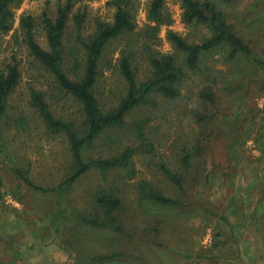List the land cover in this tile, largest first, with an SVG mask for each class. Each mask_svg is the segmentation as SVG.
Instances as JSON below:
<instances>
[{"label":"rangeland","instance_id":"obj_1","mask_svg":"<svg viewBox=\"0 0 264 264\" xmlns=\"http://www.w3.org/2000/svg\"><path fill=\"white\" fill-rule=\"evenodd\" d=\"M65 1H22L14 9L11 30L0 35V70L13 57L21 70L0 127L5 146L0 151V226L10 221L17 227L25 224L30 235H54L62 248L81 259L114 253L134 264H242L248 259L263 264L264 67L256 61L264 62V0H208L252 55L232 53L226 43L204 53L197 69L186 71L176 98L157 97L153 106H140L127 116V127L105 132L85 151L86 159L96 160L120 156L126 147L138 148L128 168H92L58 189L74 164L64 136L48 133L29 106L31 89L50 94L54 88L30 56L20 22L30 17L36 42L47 49L42 15L55 16ZM149 1H136L135 33L113 39L103 51L99 90L105 107L126 93L118 70L122 52L135 53L132 63L143 79L149 71L143 43L183 66V55L168 40V31L193 44L211 36L205 25L183 22L180 1L166 0L163 16L168 23L158 25L155 39H145L147 26L156 25L148 20ZM79 10L86 12L85 35L95 20L112 22L115 11L109 0H75L72 11ZM48 102L56 116L81 122L72 98L57 91ZM141 141L149 147L143 149ZM185 156L188 165L182 162ZM14 166L34 185L53 191L29 188ZM154 191L177 204L149 199L147 194ZM103 195L117 200V207L102 205ZM243 231L251 246H257L255 258L241 255L235 239Z\"/></svg>","mask_w":264,"mask_h":264},{"label":"trees","instance_id":"obj_2","mask_svg":"<svg viewBox=\"0 0 264 264\" xmlns=\"http://www.w3.org/2000/svg\"><path fill=\"white\" fill-rule=\"evenodd\" d=\"M22 1L24 0H0V35L7 34L11 30L14 9ZM136 1L109 0V4L115 9L112 22L95 20L92 32L85 35L82 30L86 12L83 10L73 12L75 0H66L57 7L55 16L47 13L42 15L41 28L47 49L36 42L32 19L27 17L20 22L30 56L40 68L45 70L54 88L50 94L46 90L31 89L29 106L42 120L48 133L64 136L74 164L72 174L58 186V189L75 181L92 168L100 170L128 168L129 159L138 148L126 147L120 156L96 160L86 159L85 151L105 132L127 127V116L140 106H153L157 97L176 98L179 95V86L186 77V71L197 69L204 53L226 43L231 46L232 53L240 51L248 56L252 55L249 46L231 30L224 14L214 3L208 0H178L183 8V22L205 25L211 31V36L199 44H193L188 43L178 34L168 31V40L183 55V66L179 65L173 56L154 54L148 44L143 43L142 52L149 66L147 77L143 79L138 78V67L132 63L135 53L132 50L122 52L118 59V70L125 82L126 93L117 102L105 107L101 103V101L105 103L103 101L105 96L99 90V78L102 74L101 57L110 41L124 34L135 33L133 11ZM165 2L166 0L149 1L148 20L156 24L147 26L143 33L144 38L149 41L155 39L158 25L168 23L163 16ZM256 62L264 67L263 61ZM20 79L21 70L18 61L13 57L0 70V127L6 117L9 97L18 87ZM57 91L65 97L72 98L79 106L81 111L79 124L60 118L52 112L48 99L54 97ZM206 95L210 97L209 93ZM136 131H140L139 126L136 127ZM136 131L132 130L134 134H139ZM140 146L143 149L149 147L143 145L142 141ZM0 151H5L1 131ZM182 162L188 165V156H185ZM14 171L29 188L41 192L53 191L34 185L17 166H14ZM163 171L168 177L175 179V175L172 177L169 170L163 169ZM147 196L164 205L177 204L172 198L165 197L157 191L150 192ZM101 197L100 203L110 209H114L119 204L117 200H109L105 195Z\"/></svg>","mask_w":264,"mask_h":264},{"label":"crops","instance_id":"obj_3","mask_svg":"<svg viewBox=\"0 0 264 264\" xmlns=\"http://www.w3.org/2000/svg\"><path fill=\"white\" fill-rule=\"evenodd\" d=\"M11 223L8 221L0 226L3 235L0 236V264H134L127 256L114 253L95 254L81 259L72 250L62 248L54 235L36 233L31 236L25 224H18L17 227V224L14 226ZM248 237L246 231H243L235 241L239 244L242 256L251 254L255 258L258 249L255 244L251 246ZM245 261V264L254 263L252 259Z\"/></svg>","mask_w":264,"mask_h":264}]
</instances>
